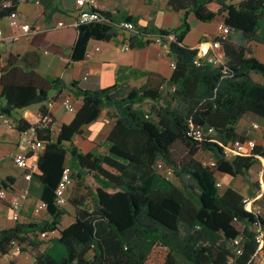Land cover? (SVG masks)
<instances>
[{
    "label": "trees",
    "instance_id": "trees-1",
    "mask_svg": "<svg viewBox=\"0 0 264 264\" xmlns=\"http://www.w3.org/2000/svg\"><path fill=\"white\" fill-rule=\"evenodd\" d=\"M11 3V5H7ZM175 11H184L182 24L175 29L155 26L137 27L136 17L122 21L111 13L99 11L103 22L81 25L74 59L86 56L91 38L111 40L122 24L133 23L144 37H159L169 43L176 62L170 79H162L172 89L169 96L179 101L177 106L165 103L160 87L148 84L131 89L125 96L118 94L119 84L100 90H87L74 81L70 88L83 105L69 124H63L57 136L50 126L37 129L44 148L38 160V172L33 178L42 187L41 199L48 204L52 220L40 224H17L2 231L0 255H7L14 243L35 245L31 235L38 231L59 230L65 212L56 202V190L69 167L76 187L83 188L93 200L88 207L86 197L70 201L76 208V220L60 230L55 239L56 254L43 253L34 264H258L260 246L251 226L261 221L244 204V196L233 188L221 191L217 174L243 176L259 162H264V147L258 145L254 154L229 160L227 145L243 139L238 125L247 114L264 118V62L254 56L250 47L238 42L264 44V0H169ZM19 0H0V20L17 11ZM193 13L202 22L219 17L230 29L222 46L225 59L220 65L194 61L198 49L184 40ZM2 112H13L50 99L52 89L61 93L67 89L58 79L49 81L35 72H26L18 60L10 57L3 68ZM152 102L149 112L141 106ZM115 108L117 120L108 136L109 154L84 153L74 142L85 128L96 122L104 109ZM31 124L20 122L18 130L25 133ZM213 128V134L195 136L199 129ZM183 144L188 158L176 161L174 147ZM212 153L214 166H205L197 155ZM170 166L180 185L157 172L158 162ZM189 181V182H188ZM13 179L0 185L8 188ZM194 191L197 199L187 194ZM243 236V253L235 256L232 241ZM233 260V261H232ZM9 264H17L11 261Z\"/></svg>",
    "mask_w": 264,
    "mask_h": 264
},
{
    "label": "crops",
    "instance_id": "crops-1",
    "mask_svg": "<svg viewBox=\"0 0 264 264\" xmlns=\"http://www.w3.org/2000/svg\"><path fill=\"white\" fill-rule=\"evenodd\" d=\"M168 1L98 0V8L101 11L111 13L112 17L120 22L123 17H136L137 24L135 25L137 27L155 26L164 30L175 29L182 24L184 11L173 10ZM227 2L239 4L241 0H227ZM74 9L75 0H26V2L20 3L17 11L23 21L31 24L34 28H40L42 32L32 37H25L11 45L0 43V185L7 178L13 179V182L7 188L6 197L0 199V235L2 231L14 228L17 224H40L52 220L48 209L40 214L35 212L39 202L43 201L41 199V184L34 178L31 181H26V172L17 167L13 161L15 154L28 153L30 161L38 164L41 151L31 152L28 149V131L20 133L18 125L20 122L31 125L36 123L43 105L23 108L12 114L2 112L5 101L2 97L1 76L2 70L8 65L11 56L18 60V66L24 71L35 72L49 81L58 79L66 85L67 89H64L61 93L52 89L50 99L45 103L46 109L50 111L58 131H60L63 124H69L73 120L76 112L83 105V100L76 97L70 88L72 82H79V86L87 90L107 89L118 83L120 86L118 94H120L121 91L127 90V88L131 90L147 85V78L148 80L153 77L155 79H170L174 72L169 64L170 57L163 51V45L148 41L142 36L125 29H115L116 37L111 40L91 38L86 47V56L75 60L73 56L79 37V29L58 27L61 22L70 23L75 17ZM188 21L191 30L186 35L184 42L198 49L200 45L217 37L218 26L223 23V18L219 17L211 22H202L191 13ZM0 24L6 36L12 33L7 24V17L2 18ZM128 41L130 49L126 50ZM247 46L252 49L254 56L259 60L264 58L263 43L250 42ZM256 76L260 75L253 74L254 80L264 82L263 77L260 76L261 79H257ZM63 101L73 105L75 113L68 112L62 105ZM51 102L53 103L52 106L49 105ZM107 110L109 108L104 109L100 118L85 128L84 135L74 137L75 144L82 152L97 155L109 154L110 144L107 139L118 117L117 113L115 115L112 113V116L109 115ZM253 123L264 124V118L253 114L245 115L238 125L240 136L245 138L261 133L262 131H255L252 128ZM210 154L212 156L211 161H216L213 154ZM34 173H39L38 168L35 169ZM221 176H223V180L230 177L219 173L217 174L218 182ZM248 176L247 173V181L250 180ZM230 178H232L230 181L229 179L227 182L224 180V184H233L232 188L244 197L252 195L257 189L258 183L253 187L249 183H240L239 177ZM252 180L254 179L252 178ZM22 191H28V199L22 205L19 221H14L10 201ZM68 194L69 190L67 191V197ZM66 206H69L70 209L65 208ZM60 208L65 212V215L59 230L48 233L46 239L41 237V231L31 235V238L38 237L42 241L48 239H52V241L41 246L34 242L35 245L22 250L12 261L17 264H34L37 255L52 253L53 250L58 248L55 239L60 237V230L74 223L77 215V210L69 202V199L68 203L60 206ZM66 216L72 219L71 224L68 226L63 225ZM31 248H36V250L33 251ZM0 264L9 263L0 257Z\"/></svg>",
    "mask_w": 264,
    "mask_h": 264
},
{
    "label": "built area",
    "instance_id": "built-area-1",
    "mask_svg": "<svg viewBox=\"0 0 264 264\" xmlns=\"http://www.w3.org/2000/svg\"><path fill=\"white\" fill-rule=\"evenodd\" d=\"M26 2V0H19V3ZM7 5H11L8 3ZM98 0H75V17L70 23H59L58 27H73L78 28L81 25L103 22L104 18L99 12ZM7 24L10 27L12 33L5 35L4 29L0 24V43L11 45L25 37H32L40 34L42 31L40 28H34L31 24L25 22L20 17L18 11L12 12L7 17ZM120 30H129L140 35L133 23L122 24L119 26ZM230 29L221 23L218 26V34L214 40L206 42L198 48V54L194 63L197 66H202L204 63H211L213 65H220L225 59V53L222 43L228 38ZM141 36V35H140ZM148 41H153L163 45L170 53L169 43H164L159 37H144ZM130 49L129 41L126 44V50ZM171 68L176 69V62L172 61ZM50 106L53 105L51 102ZM63 107L70 113H75V108L70 103L63 101ZM50 126L53 136H57L59 133L55 121L47 109V113L42 111L38 115V121L32 125V128L28 130L27 145L31 152L38 151L44 148V143L38 139L37 129H43ZM252 128L257 131L260 129L258 123H253ZM214 129L197 130L194 134L196 137L201 138L204 134H213ZM257 142L252 137H245L230 142L225 149V157L232 160L236 157L251 156L254 154L257 148ZM13 161L17 167L23 169L26 172V181H31L35 169L38 164L30 161L28 153H17L13 156ZM216 161H210L204 163L205 166H214ZM156 172L167 180H172L175 177L174 170L166 163L160 161L156 165ZM258 186L252 195L244 197V204L249 208V211L257 216L261 221L257 220L252 226L251 230L254 234L256 243L260 246L258 262L264 264V162L258 176ZM73 185L72 171L69 167L65 169L62 181L60 182L56 190V202L59 206H64L68 203L67 191ZM218 187H221V183H217ZM7 194V188L0 186V199H4ZM28 191H22L19 195L14 196L10 201V208L14 221H19L21 216V209L23 203L28 199ZM48 209V204L44 201H40L37 205L35 212L40 214L42 211ZM41 237L46 239L48 237L47 232H42ZM243 236H239L232 241L233 253L235 256H239L243 253ZM22 252V247L17 243H14L12 249L7 255L1 256L5 262L10 263L16 256ZM233 261V260H232Z\"/></svg>",
    "mask_w": 264,
    "mask_h": 264
},
{
    "label": "rangeland",
    "instance_id": "rangeland-1",
    "mask_svg": "<svg viewBox=\"0 0 264 264\" xmlns=\"http://www.w3.org/2000/svg\"><path fill=\"white\" fill-rule=\"evenodd\" d=\"M152 24V23H151ZM238 42L239 43H242V44H244V45H247L248 43L247 42H242L240 39H238ZM163 51L168 55V57H170V59H169V64L171 65V63H172V61H174L173 59H172V57H171V54L168 52V50L165 48V47H163ZM258 54H259V52H258ZM262 54V53H261ZM262 60V62H264V58H262L261 59ZM256 78L257 79H261L260 78V76H256ZM162 79L163 78H158V79H155L154 77L153 78H150L149 80H148V78H147V80L146 81H148V82H146L149 86H151V87H157V86H159L160 87V90L162 91V93L164 94V97H165V103H167V101H169V102H171L174 106H177L178 104H179V101H176V100H172V98L169 96V93L170 92H172V89L167 85V83L166 82H163L162 81ZM150 81H152V82H150ZM130 91V88H127V90H123V91H121V93L119 94V96L120 97H123V96H125L128 92ZM152 102H146V103H144L142 106H141V108L144 110V111H146V112H149L150 110H151V107H152ZM108 111V113H109V115H111L112 116V113L115 115L116 113H117V111H116V109L115 108H109V110H107ZM259 124V123H258ZM262 124V125H261ZM261 124H259L260 125V129H259V132L260 131H262L261 133H258V134H256L255 136H246V137H252V138H254L255 140H256V142H257V145H261V146H263L264 147V124L263 123H261ZM241 128H242V126H241ZM85 144V143H84ZM43 149V148H42ZM42 149H39L38 151H41L42 152ZM188 156H189V154H188V149L186 148V146L185 145H183V144H177V145H175V147H174V157H175V160L176 161H179V162H182V161H184L185 159H187L188 158ZM211 154L209 153V152H204V151H200L199 153H198V155H197V158L202 162V163H208V162H210L211 161ZM261 168H262V163L261 162H259L258 164H256L253 168H252V170H251V172H248V178L250 179L249 181H247V178H244L243 176H238L239 177V180H240V183H243V184H247V183H249L251 186H256L257 185V183H258V181H257V179H258V176H259V173H260V171H261ZM155 172H156V167H155ZM227 176H229V175H227ZM231 177V176H230ZM230 177H227V178H225L224 180H226V182L228 181V179H229V181L232 179V178H230ZM73 178V177H72ZM222 178V179H221ZM221 178H220V180H219V182L221 183V187H220V189H221V191L223 192V191H225L226 189H227V187L228 186H231V188L233 187V184L232 185H230V183H227V184H224V180H223V176H221ZM252 178L254 179V180H252ZM174 184H176V185H180V182H179V179H178V177L177 176H175L172 180H171ZM189 182V181H188ZM75 185V179L73 178V185L71 186V188L69 189V194H68V199H69V202L70 201H76V200H80L81 199V197H86V200H87V202H86V204H87V206L88 207H93V200L91 199V197L87 194V192L83 189V188H78V187H76V186H74ZM226 185H227V187H226ZM256 188H257V186H256ZM187 194L189 195V196H191L192 198H194V199H197V195H196V193H194V191H192V190H188V192H187ZM65 208H69V206H66ZM70 209V208H69ZM71 221H72V219L69 217V216H66L65 218H64V221H63V225L64 226H68V225H70L71 224ZM32 240L34 241V242H36V243H38V245L39 246H41V245H44V244H49L51 241H52V239H48V240H40L38 237H35V238H32ZM38 246V247H39ZM28 247H30V245H28V244H25L24 245V249H27ZM48 247V246H47ZM33 251L34 250H36V248L34 249V248H31ZM55 251H58V249H55V250H53V253L54 254H56L55 253ZM179 262H180V264H187V262H185L181 257H179ZM258 264H260L259 262H258ZM261 264H263V263H261Z\"/></svg>",
    "mask_w": 264,
    "mask_h": 264
}]
</instances>
